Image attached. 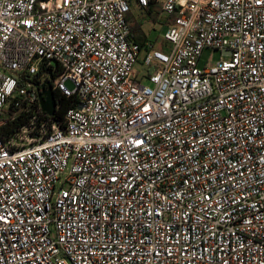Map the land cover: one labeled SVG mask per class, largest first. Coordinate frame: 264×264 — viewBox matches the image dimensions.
<instances>
[{
  "label": "built area",
  "instance_id": "built-area-1",
  "mask_svg": "<svg viewBox=\"0 0 264 264\" xmlns=\"http://www.w3.org/2000/svg\"><path fill=\"white\" fill-rule=\"evenodd\" d=\"M153 2L158 48L127 21ZM14 98L0 264H264V0H0V129Z\"/></svg>",
  "mask_w": 264,
  "mask_h": 264
},
{
  "label": "rangeland",
  "instance_id": "rangeland-1",
  "mask_svg": "<svg viewBox=\"0 0 264 264\" xmlns=\"http://www.w3.org/2000/svg\"><path fill=\"white\" fill-rule=\"evenodd\" d=\"M157 12L158 14L156 15V18L147 21V19L145 18L142 19V17L145 15L144 10L140 9L135 3H132L129 15L127 17L131 21H141V28L140 31L137 32V34H144L147 40L146 44H151L156 48L159 47L161 42L163 43V34L165 33L167 28V26L165 27L166 15L161 11ZM130 24L132 23L130 22ZM141 40H143V38L139 36L138 41ZM220 59H226L224 56H222L220 51L204 50L200 56L199 67L202 68L205 63L214 64ZM146 71L147 67L143 65L141 57L138 64H136L134 67V72H137L135 76L138 82L148 84L147 80L144 78Z\"/></svg>",
  "mask_w": 264,
  "mask_h": 264
},
{
  "label": "trees",
  "instance_id": "trees-1",
  "mask_svg": "<svg viewBox=\"0 0 264 264\" xmlns=\"http://www.w3.org/2000/svg\"><path fill=\"white\" fill-rule=\"evenodd\" d=\"M153 8L154 7L152 6V3L147 8H145L148 16L151 15V10ZM128 24L130 25L131 39L134 42H136L137 44H139L140 46H143L147 42V40H146L144 34H141V33L139 35L137 34V32L140 31L141 23L130 24V22L128 20ZM167 24L168 23L166 22L165 26ZM139 36L142 37L143 40L138 41ZM161 45H162V42L159 45V47ZM53 96H54V99L56 102V107H55V112L53 114V119L54 120H62L65 112L72 106V103H71L72 100L65 98L64 96H61L59 94V92H57L55 90H53ZM17 101H19L18 98L10 99L8 101V105L6 107V110H4V112H3V119L6 121V123L0 129V132L4 138H7L9 136V134L16 132L25 123V121L27 119L28 115H26V114L21 113L19 115H16V113L19 110V107L15 105V103ZM19 103H20V105H22L21 102H19Z\"/></svg>",
  "mask_w": 264,
  "mask_h": 264
},
{
  "label": "water",
  "instance_id": "water-1",
  "mask_svg": "<svg viewBox=\"0 0 264 264\" xmlns=\"http://www.w3.org/2000/svg\"><path fill=\"white\" fill-rule=\"evenodd\" d=\"M38 98L42 111L49 116H53L56 102L49 84L41 86Z\"/></svg>",
  "mask_w": 264,
  "mask_h": 264
},
{
  "label": "crops",
  "instance_id": "crops-1",
  "mask_svg": "<svg viewBox=\"0 0 264 264\" xmlns=\"http://www.w3.org/2000/svg\"><path fill=\"white\" fill-rule=\"evenodd\" d=\"M131 4H132V3H131ZM152 6H153L154 8L151 10V15H150V16L147 15V12H146L145 9H142V10H144V13H145V15L142 17V19L145 18V19H147V21H148V20H150V19H154V18H156V15L158 14L157 11H161V10H160L159 6H158L156 3H154V2L152 3ZM130 9H131V6H130ZM128 15H129V14H128ZM127 17H128V16H127ZM165 19H166L165 22L168 23V19L166 18V16H165ZM128 20H129V19H128ZM128 20H127V21H128ZM140 20H141V19H140ZM129 22H131L132 24H133V23H141V21H138V22H137V21H131V20H129ZM166 26H167V25H166ZM166 26H165V27H166ZM146 43H147V42H146ZM146 43H145V44H146Z\"/></svg>",
  "mask_w": 264,
  "mask_h": 264
},
{
  "label": "flooded vegetation",
  "instance_id": "flooded-vegetation-1",
  "mask_svg": "<svg viewBox=\"0 0 264 264\" xmlns=\"http://www.w3.org/2000/svg\"><path fill=\"white\" fill-rule=\"evenodd\" d=\"M52 92H53V90H52Z\"/></svg>",
  "mask_w": 264,
  "mask_h": 264
},
{
  "label": "snow or ice",
  "instance_id": "snow-or-ice-1",
  "mask_svg": "<svg viewBox=\"0 0 264 264\" xmlns=\"http://www.w3.org/2000/svg\"><path fill=\"white\" fill-rule=\"evenodd\" d=\"M258 2H259V0H258Z\"/></svg>",
  "mask_w": 264,
  "mask_h": 264
}]
</instances>
